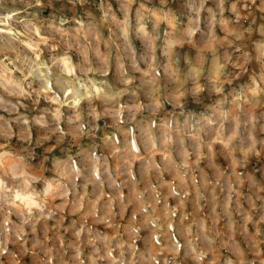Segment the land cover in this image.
Segmentation results:
<instances>
[{"label":"rangeland","instance_id":"obj_1","mask_svg":"<svg viewBox=\"0 0 264 264\" xmlns=\"http://www.w3.org/2000/svg\"><path fill=\"white\" fill-rule=\"evenodd\" d=\"M0 154V264H264V0H0Z\"/></svg>","mask_w":264,"mask_h":264},{"label":"bare ground","instance_id":"obj_2","mask_svg":"<svg viewBox=\"0 0 264 264\" xmlns=\"http://www.w3.org/2000/svg\"><path fill=\"white\" fill-rule=\"evenodd\" d=\"M9 17L10 16L7 17L8 19H7L6 23H5L6 27H8L10 25ZM2 31L3 32H7L8 34H14L15 33L11 29H3ZM62 61H63V64H64L66 72L68 74L74 73V68H73L72 63L69 60V58L64 57ZM81 86H84V85H81ZM84 88L86 89L87 93H91L93 91V90L90 91L89 90L90 88L88 89L86 85H85ZM93 88H94L95 92H100V90H101L100 89L101 87H99L98 85H96L94 83H93ZM81 93H82L81 89H76V88L68 89L66 97L69 98V96H71L73 98L75 104H79L80 99H81ZM0 164L3 165V154H0ZM1 183L2 182L0 181V184ZM17 193L18 194L15 195V199L17 201H19L22 205H26V206L30 207V206H33V205L36 204V201H35V198H34L33 194H29L27 192H21V191H18Z\"/></svg>","mask_w":264,"mask_h":264}]
</instances>
